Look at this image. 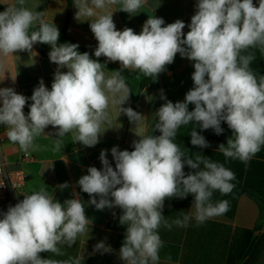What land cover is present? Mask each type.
Here are the masks:
<instances>
[{"label":"clouds","instance_id":"9594fccd","mask_svg":"<svg viewBox=\"0 0 264 264\" xmlns=\"http://www.w3.org/2000/svg\"><path fill=\"white\" fill-rule=\"evenodd\" d=\"M146 2L73 0L76 18L91 20L90 29L98 42L95 59L88 52H79L76 43L58 45V28L48 23L42 12L26 7V0H16L15 5L0 11V55L30 53L35 44H46L51 49L50 62L57 65L51 90L41 79L30 97L27 115L23 109L29 97L11 87L0 88V125L6 127L8 140L24 153L39 150L35 140L48 126L57 129L53 152L61 150L62 138L68 133H73V142L94 147L105 132H101L102 125L111 123L110 98L131 123L140 124L143 115L122 107L132 91L121 71L106 75L101 56L109 62L118 61L120 69L138 70L154 79L177 54L194 62V87L185 100H166L156 112L158 122L153 131L160 135H139L133 151L114 146L115 168L107 150H102V169L89 167L88 174L78 180L81 191L90 197L88 204L97 210H122L119 223L126 226V233L119 258L124 264H160L161 225L187 227L193 218L202 224L229 210L227 200L213 203L212 197L214 191L222 195L232 192L234 172L199 152L193 156L183 151L174 142L181 126L195 122L202 130L213 129L220 135L221 122H226L232 136L218 150L245 164L264 146V75L257 76L250 68L255 55L249 51L258 48L264 54V0H259L258 6L253 0H197L186 34L182 20L165 25L163 18L156 16H148L139 34L128 27L116 29L112 6L133 14ZM64 68L66 72L61 71ZM189 104L194 105L192 111ZM190 135L193 146L209 147L195 128ZM185 165L193 171L185 174ZM57 187L63 190L69 185ZM188 194L194 196V212L170 223L163 215L165 200L183 199ZM0 215V264H81L80 257L57 260L40 255L63 256L60 246L71 247L87 230L90 220L78 193L61 203L41 187ZM94 251L109 253L112 249L98 242Z\"/></svg>","mask_w":264,"mask_h":264},{"label":"crops","instance_id":"0c3cea01","mask_svg":"<svg viewBox=\"0 0 264 264\" xmlns=\"http://www.w3.org/2000/svg\"><path fill=\"white\" fill-rule=\"evenodd\" d=\"M258 2L259 0H253L256 6ZM196 3L197 0H147L137 13L129 14L120 11L119 5L112 6L110 10L114 11L113 21L117 30L122 31L128 27L139 34L148 16H156L163 18L165 25L177 19L182 20L186 25L183 29L186 34L189 31L187 25L190 24L191 17L196 11ZM15 4L16 0H0L1 11ZM68 4L69 0H26L25 6L33 11L42 12L43 18L61 31L68 21ZM96 11L101 14V10ZM76 12L77 9L72 0L67 35L94 54L98 42L90 29L91 20L84 16L77 19ZM249 51L255 55L250 68L257 76L264 75V54L258 48L249 49ZM49 52L50 50H46L37 43L30 53L0 55V88L11 87L18 94L29 97L23 109L25 115L30 111L32 103L30 97L41 79L51 90L57 65L50 62ZM100 59L107 61L103 56ZM109 63L120 67L118 61ZM123 70L129 72L123 77L132 92L129 100L122 107H131L143 115L142 121L137 126L131 123L125 114L120 113L119 106L113 104L110 98L108 112L111 123L102 125L101 132H105L94 147L73 142V133H68L62 138L61 150L53 152L51 149L53 141L57 139L55 136L57 129L48 126L45 134L35 140V143L40 146L39 150L35 152L29 150L24 153L18 144L8 140L6 127L0 125V155L6 162L7 169L21 170L25 174L24 188L15 192L11 203L0 207V213L7 212L9 206H15L22 201L25 194L38 191L41 187H44L54 196V199L61 203L74 198V193H78L84 201L85 213L90 220L85 233L79 235L71 247L60 246L61 251L64 252L63 256L41 253L42 258L63 260L69 257H80L81 264H124L119 258V251L126 233V226L119 223L122 210L118 207L97 210L95 206L88 204L90 197L81 191L78 180L81 176L88 174L89 167L102 169L103 165L99 159L102 150H107V158L111 166L115 168V161L111 155V149L114 146H117L120 151H133V142L140 139L139 135H160L158 130L153 131L154 124L158 122L157 110L166 100L173 103L185 100L186 93L194 87L191 77L195 69L193 61L177 54L174 62L167 65L164 72L160 73L156 79L151 77L142 88L140 83L148 77L138 70ZM61 71L66 72L67 69H61ZM104 71L109 76L113 72L108 67H105ZM162 95L166 99H162ZM193 109L194 105L189 104L188 110ZM221 127L223 132L217 135L213 129L202 130L199 125L192 122L181 126L174 142L187 154L194 156L199 152L234 172L235 180L231 181L234 184L232 192L222 195L219 191H214L212 197L213 203L227 200L229 210L202 224H197L193 218L187 227L173 225L171 229H168L161 225L158 229V234L163 241V247L159 252L160 264H264V222L257 228L261 213L260 206L264 207L262 202L264 201V146L247 164L238 159L226 158L219 152L218 146L227 143V139L232 136V130L223 121ZM194 128L205 137L209 147L201 149L191 144L190 133ZM191 171L193 170L185 165V174ZM64 183H67L69 187L63 190L57 187ZM193 202L192 194H188L183 199H166L163 215L171 223L185 214L193 213ZM2 218L0 215V219ZM98 242H104L112 251L109 253L94 251V246ZM169 256L171 261L167 260Z\"/></svg>","mask_w":264,"mask_h":264},{"label":"built area","instance_id":"2783aa9c","mask_svg":"<svg viewBox=\"0 0 264 264\" xmlns=\"http://www.w3.org/2000/svg\"><path fill=\"white\" fill-rule=\"evenodd\" d=\"M6 166V162L0 155V207L11 203L15 192L22 190L25 186L24 172L10 171Z\"/></svg>","mask_w":264,"mask_h":264},{"label":"trees","instance_id":"16d2710c","mask_svg":"<svg viewBox=\"0 0 264 264\" xmlns=\"http://www.w3.org/2000/svg\"><path fill=\"white\" fill-rule=\"evenodd\" d=\"M71 1L72 0H69V4H68V16H67L68 17V21H69L70 10H71ZM0 11H1V6H0ZM68 21H67L65 27L61 31H59L60 32V36H59V39H58V45L59 44H63V43H76V44L79 45V48H78L79 52H81V53L88 52L90 54V56H92V58L95 59L94 54H92L85 46L77 43L75 40H73L72 38H70L67 35ZM36 28H38V26H36ZM32 30H36V29L34 28ZM40 45L43 46L46 50H51L49 45H46V44H40ZM99 61L102 64H105L106 67H108L109 69H111L113 71L120 70L122 76L127 74V73H129L128 71L120 69V67H118V66H116V65H114L112 63H109V62H107V61H105L103 59L99 58ZM150 79H151V77L143 79L142 82L140 83V87L142 88ZM262 202L264 203V201H262ZM260 209H261V213H260L259 221L257 223V228L260 227L262 225V223L264 222V207L261 205Z\"/></svg>","mask_w":264,"mask_h":264},{"label":"water","instance_id":"95a60500","mask_svg":"<svg viewBox=\"0 0 264 264\" xmlns=\"http://www.w3.org/2000/svg\"><path fill=\"white\" fill-rule=\"evenodd\" d=\"M41 50L43 51V49L41 48Z\"/></svg>","mask_w":264,"mask_h":264}]
</instances>
